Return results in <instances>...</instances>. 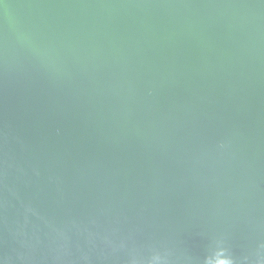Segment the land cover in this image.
Returning a JSON list of instances; mask_svg holds the SVG:
<instances>
[{"label":"water","instance_id":"water-1","mask_svg":"<svg viewBox=\"0 0 264 264\" xmlns=\"http://www.w3.org/2000/svg\"><path fill=\"white\" fill-rule=\"evenodd\" d=\"M0 264H264V0H0Z\"/></svg>","mask_w":264,"mask_h":264}]
</instances>
